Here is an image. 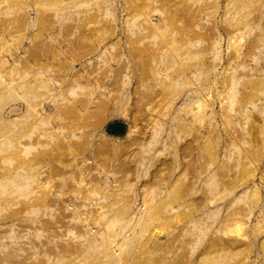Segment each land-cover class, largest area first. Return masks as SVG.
<instances>
[{
    "label": "rangeland",
    "instance_id": "374dc122",
    "mask_svg": "<svg viewBox=\"0 0 264 264\" xmlns=\"http://www.w3.org/2000/svg\"><path fill=\"white\" fill-rule=\"evenodd\" d=\"M263 222L264 0H0V264H264Z\"/></svg>",
    "mask_w": 264,
    "mask_h": 264
},
{
    "label": "bare ground",
    "instance_id": "6f19581e",
    "mask_svg": "<svg viewBox=\"0 0 264 264\" xmlns=\"http://www.w3.org/2000/svg\"><path fill=\"white\" fill-rule=\"evenodd\" d=\"M237 212H238V211H237ZM250 212H251V211H250ZM250 212H249V213H250ZM251 213H252V212H251ZM244 214H245V213H244ZM246 215H247V214H246ZM246 217H247V216H246ZM235 218H236V217H235ZM237 219H238V218H237ZM233 220H234V218H233ZM230 221H231V220H230ZM236 221H237V220H236ZM241 222H242V221H241ZM241 222H240V223H241ZM242 223H243V222H242ZM263 223H264V222H263ZM238 224H239V222H238ZM258 226H259V225H258ZM259 227H260V226H259ZM260 228H261V227H260ZM257 230H258V229H257Z\"/></svg>",
    "mask_w": 264,
    "mask_h": 264
}]
</instances>
